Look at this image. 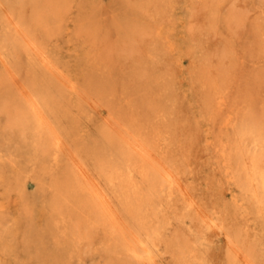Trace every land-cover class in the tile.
<instances>
[{
  "label": "rangeland",
  "instance_id": "obj_1",
  "mask_svg": "<svg viewBox=\"0 0 264 264\" xmlns=\"http://www.w3.org/2000/svg\"><path fill=\"white\" fill-rule=\"evenodd\" d=\"M235 12L239 22L231 23ZM2 13L10 15L12 24L8 26L0 19V82L4 79L0 84V264L117 263L105 255L107 246L97 228L84 231L81 239L72 237L70 221L78 218V207L71 203L59 208L61 201L50 186L67 172L68 157L57 163L46 155L32 159L29 136L21 134L9 118L19 105L21 93L35 89L49 93L55 113L50 121L68 140L72 151L94 145L106 117H117L128 124L132 123L127 122L132 113L133 123H139L146 132H152L154 127L165 132L161 136L168 145L163 149L184 158L189 154L183 153L190 149L195 155L194 145L202 148L205 141L212 142L211 150L217 140L225 141L244 117L264 114V0H0ZM14 24L20 26L24 36L15 39ZM25 35L35 43L46 65L24 48ZM218 64L221 65L217 67ZM152 116L156 124L149 121ZM148 122L150 126L146 125ZM178 140H183L180 146ZM217 155L211 150L210 157ZM202 160H207V156ZM203 170L206 172L199 183L210 176L208 168ZM218 186V200L228 204L233 186ZM200 190L204 193L206 189ZM251 210L252 222L246 227L248 241L242 247L250 264H264V220ZM166 212L172 225L165 226L164 238L171 235L185 240L191 223L187 220L183 227L184 223L171 217V209ZM213 239L214 244L201 249L205 262L198 264H227L220 251L226 246L225 241L216 236ZM162 242L157 246L163 254L158 255L159 263L179 264L169 253L167 242H163L162 249ZM186 264L196 262L190 259Z\"/></svg>",
  "mask_w": 264,
  "mask_h": 264
},
{
  "label": "bare ground",
  "instance_id": "obj_2",
  "mask_svg": "<svg viewBox=\"0 0 264 264\" xmlns=\"http://www.w3.org/2000/svg\"><path fill=\"white\" fill-rule=\"evenodd\" d=\"M50 3H52V1L47 4L49 7L51 6ZM235 13L236 14H232L230 17L229 21L231 23L239 22L238 12ZM0 19L8 26L12 24L10 15L7 13H2ZM13 29L15 39L24 36V32L18 24H14ZM25 37L24 48L29 53L38 56L41 64L46 65L44 59L39 55V49H36L35 43L29 39L27 35H25ZM1 59L0 56V60ZM219 65L221 64H218L217 67H219ZM46 73L48 74V72ZM207 74H205V76H207ZM50 78L54 80L53 77ZM214 80L217 83V80ZM3 82L4 79H1L0 84ZM212 83L214 84L215 82H210V84ZM49 85L50 84L47 86L51 88L55 87L53 84ZM58 86L60 88V84H58ZM63 88L64 87H62L61 90ZM74 96L76 95L74 94ZM96 101H98V99H96ZM149 101L151 102V100H148V102ZM18 103L19 105H15L14 111L11 112L12 117L9 118H12L14 121L12 122L15 123L16 128L21 134L29 136L28 145L34 155L32 159L38 155H43V157L46 155L50 156L52 160L57 163L60 159H63V157H68L69 167L67 172L65 171L66 173H63L60 177L61 180H55L50 186L56 198L61 201V206H58L59 208L67 207V205L71 203L78 207V218L75 217L76 221H70V226L74 229L72 233V235H74L72 237L81 239L82 234L85 233L84 231L90 230V227L97 228L102 233L104 244L107 246H104L106 247V252L108 251V255H105L110 257V262H117L115 264H157L156 262L159 263L158 255H163L161 252L159 253L161 250L157 248L158 242L162 241L167 242L166 247L169 253H171L174 262L186 264V262H190L191 259L198 264L197 262H205L201 249L205 247V245L210 246L214 244L213 238L216 236L223 239L226 243V246H223V250L219 248L223 254L224 262L227 264H250L243 251L242 245L248 241L247 235L249 234L247 233L246 227L251 224L252 218H250V216L251 213H254L251 209L255 210L264 220V114L259 117H244L241 123H238V126L232 128L233 132L229 138H225V141L217 140V146L211 148V150H215L218 154L217 157H215L216 155L210 157L211 150L209 147L212 145V142L205 141V146L203 145L204 147L202 148L192 144L194 145V150L196 147L194 156H192V152L194 151L190 149V151L183 153L184 156L186 153L189 154L190 157L188 155L184 158H179L175 154H169L172 153V151L169 152L163 149L166 145V139L164 140L162 138L163 136L161 135L163 131L161 132L159 127L155 128L153 126L154 129H152V132H146L139 126V123V125H136L137 122H134L135 124L133 123L135 119L132 120L131 117L133 114L130 112L132 116H129V114V117L127 116L130 119H127V117L124 118L125 120L127 119V122L131 120L132 123H122L117 120V117L112 119H107L106 117V120H103V125H101L100 129L97 131L98 140L95 144L85 150L80 149L76 144L79 149L72 151L67 145L68 140L66 141L65 136L59 133L50 121L51 116L55 113L52 107L53 98L48 92L43 93L36 89L32 92H23L20 94ZM158 104L157 102V105ZM64 107V109L67 108V112L71 113L68 111V107ZM158 107L160 106L158 105ZM75 109L78 110L77 107ZM83 112L85 113L86 110ZM84 113H82V115ZM117 115H114V117ZM119 115L121 116L122 114L119 113ZM122 116H125V114ZM135 116L134 114V118ZM153 116V120L150 118L151 120L149 121H153V124H156L157 122L154 120L155 117L153 118ZM61 118H63V116ZM56 120L58 121V119ZM175 122H177V119ZM168 123L170 125V122ZM56 124L58 123L56 122ZM146 125H149V122ZM63 126L65 128V125ZM146 128L150 127L146 126ZM170 128H172V126H170ZM164 130L169 131L168 129ZM174 131L173 129V133ZM73 133L74 132H72V134ZM198 139H200V137ZM181 141L183 140H180V142ZM76 143L78 142L76 141ZM187 144L186 146H188ZM85 146L86 145H84V147ZM200 153H202L203 156H207V160H202L203 156H201ZM47 163L48 162H46V165L48 166L49 163ZM40 164L42 165V163ZM35 167L38 168L39 166ZM61 167L59 166V168ZM204 167H206V169L208 168L210 176L208 177L207 175V177L199 183L198 180L200 176L206 172V170H203ZM39 168H41V166ZM37 170L39 172V169ZM46 173H49V171ZM38 174L35 175L38 176ZM55 174H57V172ZM221 175H223V178L219 177ZM223 179L225 182H223ZM50 182L51 181H49V183ZM218 183H227V185L233 186L230 189L231 196L228 204L218 200L217 193L220 191ZM201 187L206 189L204 193L201 192ZM52 205H55V203ZM167 209H171L172 214L170 215L174 220L182 222L184 225L187 224V220L191 223L192 227H188L189 233L187 232L189 236L186 235L185 240L181 241L180 238V240L176 239L174 233V237L170 235L171 237L169 236L167 239L164 238L166 235L163 236V230L165 226L170 224L166 212ZM50 210L52 211V207ZM72 217H74V212ZM183 227H186V225ZM59 231L61 230L59 229ZM177 232L178 231H175V234ZM261 232L264 234V222ZM90 233L91 231L89 234ZM178 233L180 234V232ZM95 234L93 235L94 237ZM93 236H89V238L91 239ZM100 237L101 236H99V238ZM92 239L95 240V238ZM104 247L100 248L101 252H103L102 249ZM163 247L164 243L162 249ZM162 251L164 252L165 250ZM219 254L218 256H220ZM216 260L217 259H215V261Z\"/></svg>",
  "mask_w": 264,
  "mask_h": 264
}]
</instances>
